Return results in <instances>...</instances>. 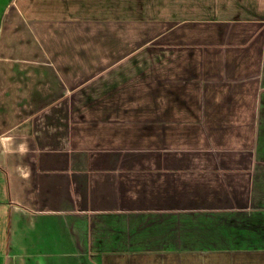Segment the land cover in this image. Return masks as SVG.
I'll list each match as a JSON object with an SVG mask.
<instances>
[{"label": "crops", "instance_id": "obj_1", "mask_svg": "<svg viewBox=\"0 0 264 264\" xmlns=\"http://www.w3.org/2000/svg\"><path fill=\"white\" fill-rule=\"evenodd\" d=\"M4 12L7 264H264V0H10ZM20 13L60 14L110 48L118 37L144 51L83 50V62L140 70L155 55L164 72L141 99L114 82L85 101L70 53L28 48L37 36Z\"/></svg>", "mask_w": 264, "mask_h": 264}, {"label": "rangeland", "instance_id": "obj_2", "mask_svg": "<svg viewBox=\"0 0 264 264\" xmlns=\"http://www.w3.org/2000/svg\"><path fill=\"white\" fill-rule=\"evenodd\" d=\"M10 0H0V35L4 29V26L7 25L8 22L13 14H9V12H4L7 8V5ZM46 16L49 18L52 16L53 20L50 21L46 20ZM60 17V14H32V13H20L14 16L15 23L21 22L22 28H33L35 29V33L37 36V44L34 46L32 40L29 42L28 40V48H34L38 50V53L41 51H46L47 53H58L65 55L64 53H70L69 61L70 64L74 65L73 67L69 68V83L70 86H84L85 94L84 98L85 101L88 97L92 96L96 98V95H100V88L102 86H109V84H113L114 82H118L120 84H126L129 88H132L131 95L135 98H142L144 97L146 89H144L145 85H152L156 84V75L157 73H163L164 69L158 67V62L156 61L155 55L154 58L150 57V61L146 62L143 59L137 61V66L140 70H137L132 59H123L119 62H115V60H103L99 62H83L80 57L78 56V52H86L89 54L92 53H100L102 57H107L109 54H114V59L124 57L127 52H134L138 56L139 53L144 52L143 49L139 48L136 44H128L125 43L123 38H118L120 42L117 45L112 46L110 48L109 44H104L102 39H98L99 35L96 34V28L94 26H84L79 27H70L66 28L60 20H57V17ZM45 19H42V18ZM20 18V20H19ZM51 23V25H50ZM62 24V26H61ZM122 30H117L118 34H123L125 31L123 28H118ZM30 26V27H29ZM52 28L53 34L50 37V29ZM85 28V30H84ZM112 30V29H111ZM108 29H105L103 32H107ZM102 37V36H100ZM24 39V38H23ZM31 39V38H30ZM25 40V39H24ZM35 40V39H34ZM36 47V48H35ZM152 47V46H150ZM34 51V50H32ZM156 51V49L154 50ZM31 52V49H30ZM78 56V57H77ZM113 56V55H112ZM65 59V56L63 57ZM78 60V62L76 61ZM66 61V60H65ZM55 63H60V60L55 61ZM64 63V62H62ZM90 63V64H88ZM168 69H172V65L168 64L167 62H163ZM69 64V63H68ZM55 65V64H54ZM78 65V69L76 67ZM56 66V65H55ZM90 66V67H89ZM83 68V70L81 69ZM136 67V70H135ZM133 68L134 74H131L128 70ZM74 69V76L73 70ZM82 70V72H81ZM140 73V75H139ZM72 75V76H71ZM137 75V76H136ZM142 75V76H141ZM170 76H172L170 74ZM137 85V86H134ZM74 92L69 93V100L71 101H83L82 99V92ZM66 94V93H65ZM89 97V98H90ZM7 240V236L0 238V264H7L6 256H5V247L4 241ZM4 258V259H3Z\"/></svg>", "mask_w": 264, "mask_h": 264}]
</instances>
